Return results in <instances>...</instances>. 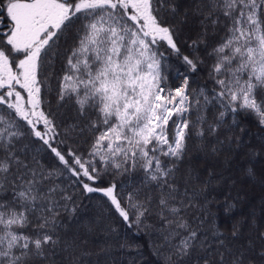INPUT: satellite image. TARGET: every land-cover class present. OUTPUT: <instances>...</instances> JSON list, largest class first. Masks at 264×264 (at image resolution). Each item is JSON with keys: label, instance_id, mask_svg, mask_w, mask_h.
I'll return each instance as SVG.
<instances>
[{"label": "snow or ice", "instance_id": "6c2138e0", "mask_svg": "<svg viewBox=\"0 0 264 264\" xmlns=\"http://www.w3.org/2000/svg\"><path fill=\"white\" fill-rule=\"evenodd\" d=\"M189 14L198 30L188 46H203L210 87L193 89L187 76L169 87L164 74L160 49L180 54L178 25ZM182 60L192 72L206 63ZM66 106L75 119L58 123ZM239 113L264 128V0H192L183 12L180 0H0V264H88L99 255L87 237L115 229L100 216L81 223L80 197L155 234L158 264H264V231L256 248L234 244L238 227L232 240L214 222L205 228L212 172L201 182L182 171L189 142L217 153L220 131ZM74 136L83 151L61 147ZM73 221L84 235H68Z\"/></svg>", "mask_w": 264, "mask_h": 264}, {"label": "trees", "instance_id": "16d2710c", "mask_svg": "<svg viewBox=\"0 0 264 264\" xmlns=\"http://www.w3.org/2000/svg\"><path fill=\"white\" fill-rule=\"evenodd\" d=\"M181 11L185 7H190L192 0H180ZM78 27V25L76 26ZM178 47L180 54L173 52L166 46L160 51L164 53L163 67L164 74L167 77L169 87H176L182 83L183 77L189 78L190 87L195 89L199 87H210L208 80V62L205 55V50L201 46L198 50L193 51L188 45L191 38L195 37L198 30L196 18L189 14L187 23L178 25ZM76 28L69 29L60 41L62 50L71 46ZM199 57L204 59L206 63L198 64L197 70L192 72L189 70L182 60V56ZM58 67V65H57ZM52 101V111L56 112L54 96L48 97ZM75 119V114L70 106L59 109L57 114V122L64 124L72 123ZM228 123H232V118L229 116ZM219 140L222 143L218 144V152L213 154L210 149L202 151L198 141L194 137L189 142L188 152L182 162V171L184 169H192L194 174L199 176L201 182L208 179V173L212 172L213 183L207 187L204 196L207 199L205 205L206 210L210 213L208 222L205 225L207 229L210 224L215 223L220 232L229 240H232L230 235L233 227H238L240 236L234 241V244L246 246L251 241L256 248L260 247L258 233L264 231V210H256L257 213L250 215L248 211L249 197L246 193L250 190L246 188V184L239 182L234 178L227 176L232 174H246V170L251 167L254 169L255 176L249 177L245 175L244 182L261 183L264 173V128L260 127L256 118L244 113H239L236 116V124L232 126V130L227 128L222 129L219 133ZM210 143H215V138H211ZM39 147V144L36 145ZM62 148H72L74 150L83 151L86 148L83 137L74 136L61 145ZM233 155V157H232ZM232 157V158H231ZM245 157V158H244ZM231 161L228 168L221 167V162L226 165ZM46 163L52 164L53 161L48 159ZM74 178L68 176L66 182L72 181ZM126 177L118 178V181L127 180ZM138 179V177L136 178ZM230 183V184H229ZM241 184V185H240ZM253 196L256 194L253 193ZM82 207L79 211V219L81 223L94 220L97 216L102 217L103 223L114 228L115 232L110 236L105 235L99 229L87 237V248L93 253L85 258L88 264H158L157 257L153 254V243H159L157 236L153 234L151 237L143 231L139 233L133 227L129 229L119 219L114 218L106 209L105 205L99 203L98 198L89 200L86 197H80ZM203 203V199L201 200ZM264 203V201H262ZM230 207L226 212V206ZM262 205V204H261ZM155 223L154 220H150ZM79 231L84 235V229L78 228L75 221L70 225L68 235ZM138 247L121 248L120 245L124 242ZM111 245V250L108 253H101L102 246Z\"/></svg>", "mask_w": 264, "mask_h": 264}, {"label": "rangeland", "instance_id": "374dc122", "mask_svg": "<svg viewBox=\"0 0 264 264\" xmlns=\"http://www.w3.org/2000/svg\"><path fill=\"white\" fill-rule=\"evenodd\" d=\"M232 157H233V155H232ZM230 163H231V161H228V164L226 165L224 162H221V167L228 168V170H229V164ZM245 175L246 174H242V175L241 174H232V172L227 174V176H229L231 178L235 177V179L237 181L243 182L244 184H246V188L250 189V190H248L249 193L248 192L246 193L247 198L249 197V200H251V202H249L248 211H249L250 215L251 214L254 215L255 213H257L258 210H260V209L264 210V203H262V201H264V178H263V181H261V183L256 184L254 182H251V180H250V182L249 181L244 182L243 179L245 180ZM263 176H264V173H263ZM251 190H253L254 194H256V192H257L256 196H253Z\"/></svg>", "mask_w": 264, "mask_h": 264}]
</instances>
